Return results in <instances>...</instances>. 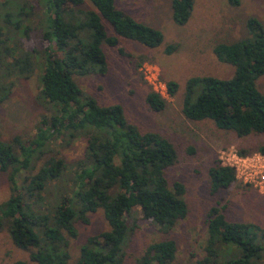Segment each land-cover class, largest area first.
<instances>
[{"label":"trees","instance_id":"1","mask_svg":"<svg viewBox=\"0 0 264 264\" xmlns=\"http://www.w3.org/2000/svg\"><path fill=\"white\" fill-rule=\"evenodd\" d=\"M39 1L46 19L41 38L47 43L39 54V94L52 112L27 144L15 137L14 148L0 140V173L8 172L11 188L9 198L0 204V231L6 226L13 245L30 251L29 263L15 264H71L69 239L78 235L76 223H88L89 215L101 210L108 230L89 237L73 264H124L133 212L139 210L144 220L165 233L188 213L184 186L179 182L169 185L166 178L167 169L177 161V152L162 135L141 133L130 124L121 106L98 105L82 92L73 77L107 72L101 47L104 43L114 47L119 37L156 48L163 36L118 10L114 0H88L94 9L87 12L80 10L84 0ZM228 2L239 5V0ZM193 4L194 0H172L173 22L186 24ZM10 9L1 15L9 33L0 29V104L10 96L12 81L30 77L35 69L33 54L15 41L16 35L29 37L31 28L22 29L24 20L29 19L28 11L21 5ZM103 21L115 36L107 34ZM247 25L250 37L213 48L219 62L234 68L233 76L190 79L181 108L187 120L211 121L217 129L233 132L239 138L264 135V95L256 88V80L264 75V26L255 17H250ZM86 30L92 34L81 37ZM166 86L173 97L177 85L169 82ZM146 104L155 112L166 107V101L152 91L146 95ZM81 135L87 136L85 156L78 164L71 197L52 206L48 215L27 208L26 201H35L49 183L63 175L65 164L58 157L41 160L37 167L47 145L60 137L70 143ZM254 152L264 154V145ZM251 153L239 151L240 155ZM22 171L29 175L20 179ZM208 177L212 193L236 182L234 172L221 167L218 161L208 170ZM206 234L202 264H264L261 227L229 222L218 207H212ZM176 251L172 240L155 242L137 263L179 264Z\"/></svg>","mask_w":264,"mask_h":264},{"label":"rangeland","instance_id":"2","mask_svg":"<svg viewBox=\"0 0 264 264\" xmlns=\"http://www.w3.org/2000/svg\"><path fill=\"white\" fill-rule=\"evenodd\" d=\"M172 0H114L115 7L136 22L161 32L163 41L156 48H149L136 41L119 38L118 44L101 45L106 57L107 72L104 75L74 76L73 80L88 97L102 107L119 105L127 121L141 133H158L168 139L177 152L175 165L168 168L169 185L181 183L185 188L184 200L188 207L186 217L168 233L162 232L140 211L131 216V233L124 249V264H138L146 248L155 242L172 240L176 244V261L179 264H202L207 238V215L212 207H218L229 222L253 224L264 229V192L236 181L228 189L214 193L209 187L208 170L218 161L219 151L233 148L256 151L264 145V135L251 134L239 138L230 131L219 130L211 121L193 122L182 112L186 85L190 79L215 77L229 79L234 68L219 62L213 48L220 43H236L250 37L247 25L255 17L264 26V0H239L231 6L228 0H194L191 17L184 25L172 19ZM21 5L28 11L23 27H30L28 38L16 35V42L34 56L35 69L28 78H15L10 96L0 104V140L10 143L15 137L27 144L37 128L52 110L40 97L41 57L47 43L41 38L46 19L39 0H0V29L6 34L9 27L1 15L11 11V6ZM88 0L80 7L82 12L93 10ZM79 17H82L80 15ZM109 36H115L111 26L103 21ZM92 34L86 30L81 37ZM18 38V39H17ZM173 48L167 51L169 48ZM151 77L161 84L177 85L173 97L166 95V107L160 112L146 104V95L153 92ZM256 88L264 95V75L256 80ZM197 90V89H196ZM195 90V91H196ZM66 139L50 142L45 154L37 163L50 158H61L65 164L62 178L47 185L35 201H26L27 208L41 215L50 214L51 207L71 197L78 164L85 156L87 136L81 135L70 143ZM252 154V153H251ZM42 160V161H41ZM8 172L0 173V204L11 195ZM29 173L22 171L20 179ZM77 237L69 239L70 263L79 257L80 247L89 237L108 230L101 210L90 214L88 223L77 222ZM30 251L15 247L7 227L0 231V264L29 263Z\"/></svg>","mask_w":264,"mask_h":264},{"label":"built area","instance_id":"3","mask_svg":"<svg viewBox=\"0 0 264 264\" xmlns=\"http://www.w3.org/2000/svg\"><path fill=\"white\" fill-rule=\"evenodd\" d=\"M153 92L163 99L168 94L166 84H161L157 78L151 77ZM218 162L221 167L230 168L234 172L235 180L245 186L264 192V154L254 152L240 155L235 149L219 151Z\"/></svg>","mask_w":264,"mask_h":264}]
</instances>
